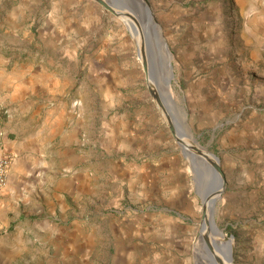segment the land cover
Masks as SVG:
<instances>
[{"label":"rangeland","instance_id":"374dc122","mask_svg":"<svg viewBox=\"0 0 264 264\" xmlns=\"http://www.w3.org/2000/svg\"><path fill=\"white\" fill-rule=\"evenodd\" d=\"M148 1L170 54L154 43L156 65L172 66L176 134L223 173L208 216L232 234L233 264H264V0ZM138 47L95 0H0V147L13 157L0 207L29 200L30 223L60 230V247L81 234L63 264H197L211 178L197 184ZM28 246L14 264H57Z\"/></svg>","mask_w":264,"mask_h":264},{"label":"water","instance_id":"95a60500","mask_svg":"<svg viewBox=\"0 0 264 264\" xmlns=\"http://www.w3.org/2000/svg\"><path fill=\"white\" fill-rule=\"evenodd\" d=\"M99 4H101L103 7H105L107 10L115 14L116 16L120 17L121 19L123 17L132 18L131 11L133 7L136 6V8L140 9L141 14L143 15L142 18L150 22V24H153L154 30H158V26L155 23V19L153 17L150 4L148 0H95ZM133 19V18H132ZM152 21V22H151ZM149 24V23H148ZM159 33V32H158ZM160 37V43L155 42L156 46L160 49L161 46H166V44L161 40ZM138 52L140 55V58L142 59L144 69L147 74L148 83L152 90V94L154 95L155 100L157 101L159 107L161 108L162 112L164 113L167 122L169 126L171 127L172 132L174 133L177 142L182 147L183 152L187 148V151H191V167L195 174L196 182L198 185L202 182V180L205 178L206 174L207 176H210V181L206 182L204 186V190L202 192V201L204 206V217L202 222L201 231L204 227L208 229L212 234L220 237L222 241L224 242V245L222 246L223 249L217 248L219 251H221L222 255L224 256L225 262H228V264L234 263V247H233V236L231 233H228L226 236L219 230V228L215 225L213 218L211 217L212 224L208 220V212L212 209L213 204L216 201V195L221 193L224 188V179H223V173L220 168L219 160L218 158L208 152L207 150L195 146L194 143L191 142V145L184 148V141L182 140V137H184L181 133L176 134L174 121L172 120V117L170 113L168 112V106L167 101L165 97H160L158 92L155 89L154 86V79H153V71L150 69V61L148 60L145 51L143 49V46L141 48L138 47ZM161 59V58H160ZM149 61V62H148ZM163 63L162 59L160 60V64ZM153 64V70H156V63L154 60L152 61ZM168 68L172 70V66L170 64H167ZM173 78V74L171 73V80ZM189 149V150H188ZM185 154V152H184ZM215 197V198H214ZM214 224V225H213ZM211 249V248H210ZM220 261V264H224L223 260L221 258L218 259Z\"/></svg>","mask_w":264,"mask_h":264},{"label":"crops","instance_id":"0c3cea01","mask_svg":"<svg viewBox=\"0 0 264 264\" xmlns=\"http://www.w3.org/2000/svg\"><path fill=\"white\" fill-rule=\"evenodd\" d=\"M7 152L12 155L10 151ZM14 168L13 166L10 170L9 183L11 182ZM6 190H0V194ZM29 204V200H25L22 202V206L18 204V208H13V205L10 203H1L0 232L8 228H17L19 232H24L25 237L22 238L20 236L23 233H18L13 241H5L4 239L6 238H0V264H14L17 258L29 251L28 243L31 242L44 245L43 249H48V255H50L49 260L55 261L57 264L68 262L71 254L76 253L78 255L77 251L81 247H85L86 244V241L83 238L81 239V234H78L77 231L70 234L68 240L60 247V230L55 231L53 226L47 222L30 223L32 218L34 219V215L38 212V207L33 205L29 208ZM53 241L59 242L55 244Z\"/></svg>","mask_w":264,"mask_h":264},{"label":"bare ground","instance_id":"6f19581e","mask_svg":"<svg viewBox=\"0 0 264 264\" xmlns=\"http://www.w3.org/2000/svg\"><path fill=\"white\" fill-rule=\"evenodd\" d=\"M136 6L133 7L131 11V15L133 16L131 19L128 17H123V22L128 26V29L133 34L135 40L137 41V44L139 45V48L143 46V49L145 51V54L150 61V69L153 71V79H154V86L160 97H164L167 99H174V94L172 91V85H171V73L168 70V67H162L158 64L156 66V70H153V57L151 55V52L154 50V43L159 42L160 43V37L158 30H154L153 24H150L147 20L143 19L141 15H138L136 13ZM152 22V21H151ZM149 23V24H148ZM140 40V41H139ZM161 52L164 51V53H160L161 56L168 58L170 57L168 49L163 45L161 46ZM160 52V51H159ZM156 53L154 57H156ZM156 59V58H155ZM148 61V62H149ZM168 66V65H167ZM166 69V70H165ZM165 72V75L164 73ZM174 95V96H173ZM168 106V104H167ZM168 112L171 113L170 107L168 106ZM182 140L184 141V148L191 145L190 140L187 138L182 137ZM189 150V149H188ZM185 155L190 159L191 161V151H187V148L185 149ZM219 196V193L215 196L216 198ZM214 197V198H215ZM209 224H212L211 217L208 216ZM214 225V224H213ZM204 232L199 235V238L196 242V260L197 264H220V261L218 260L221 258L224 262V264H228V262H225L224 256L222 255L221 251H219L217 248L223 249L224 242L221 238H219L217 243V248L213 245L212 241H210V238L208 235H206L205 232H207L206 227L203 228ZM206 237V239H205ZM204 239V241H203ZM205 242V243H204ZM211 248V249H210Z\"/></svg>","mask_w":264,"mask_h":264},{"label":"built area","instance_id":"2783aa9c","mask_svg":"<svg viewBox=\"0 0 264 264\" xmlns=\"http://www.w3.org/2000/svg\"><path fill=\"white\" fill-rule=\"evenodd\" d=\"M12 159V155L0 147V190H2L7 184Z\"/></svg>","mask_w":264,"mask_h":264}]
</instances>
